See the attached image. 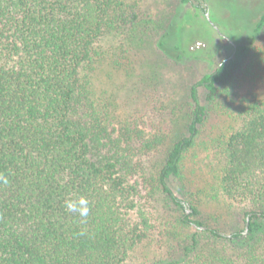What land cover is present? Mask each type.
Returning <instances> with one entry per match:
<instances>
[{
  "label": "trees",
  "instance_id": "obj_1",
  "mask_svg": "<svg viewBox=\"0 0 264 264\" xmlns=\"http://www.w3.org/2000/svg\"><path fill=\"white\" fill-rule=\"evenodd\" d=\"M142 3L0 0V173L9 179L0 184V264H131L136 251L152 247L154 234L171 236L182 258L169 254L153 264H264V252H257L264 247V97L241 99L240 125L220 149L219 188L248 206L242 229L210 224L175 185L209 106L250 55L263 60L264 45L257 44L264 11L246 43L223 37L233 52L190 86L186 103L174 106L175 115L178 107L188 119L186 131L153 135L139 127L138 116L118 113V91L103 85L129 45L145 39ZM173 24L174 18L155 47L182 61L181 46L165 41ZM145 190L148 202L164 196L175 225L147 207ZM79 196L90 202L86 220L64 207ZM221 243L246 253L219 254Z\"/></svg>",
  "mask_w": 264,
  "mask_h": 264
},
{
  "label": "rangeland",
  "instance_id": "obj_2",
  "mask_svg": "<svg viewBox=\"0 0 264 264\" xmlns=\"http://www.w3.org/2000/svg\"><path fill=\"white\" fill-rule=\"evenodd\" d=\"M193 1L201 4V8L180 0H143L139 7L141 25L149 24V28L140 30L147 42L142 39L136 46L129 45L128 53L119 59L120 65L111 68L109 76L104 74V87L118 91V113L128 115L130 119L138 116L139 127L144 132L153 135L167 130L174 132L176 127L178 132L186 131L188 119L180 114L178 107L183 101L186 103L190 86L233 52V44L229 45L223 37L235 44L246 43L264 11V0ZM173 18L174 24L165 41L168 48L176 43L181 46V53L184 54L182 61L155 47L156 40ZM263 45L264 33L257 46L261 48ZM253 55L245 60L219 98L209 106V114L196 145L186 155L183 178L175 184L179 195L193 201L206 221L224 231L242 229L248 208L246 204L233 202L222 193L218 175L222 140L240 125L238 105L241 99L254 95L264 97V54L261 55L263 60L259 61H254ZM128 69L130 72L126 74ZM176 103L177 115L174 114ZM144 195L147 207L161 213L155 214L159 220L163 217L166 224L174 220L175 225L176 212L165 202L163 195L157 193L149 202L148 190L144 191ZM151 237L147 244L152 247L143 246L136 251L131 264H153L160 258L165 262L171 257L169 254L182 258L180 250L173 246L177 242L172 241L171 236L162 239L154 234ZM157 246L161 247L162 255L155 250L159 248ZM216 247L219 254L227 257L238 258L246 253V249L231 243L217 244ZM257 252H264V247L260 245Z\"/></svg>",
  "mask_w": 264,
  "mask_h": 264
},
{
  "label": "clouds",
  "instance_id": "obj_3",
  "mask_svg": "<svg viewBox=\"0 0 264 264\" xmlns=\"http://www.w3.org/2000/svg\"><path fill=\"white\" fill-rule=\"evenodd\" d=\"M9 183L8 176L0 173V184L7 185ZM65 210L69 213L78 214L83 220L90 214V202L85 196H79L76 199H66L64 202Z\"/></svg>",
  "mask_w": 264,
  "mask_h": 264
},
{
  "label": "water",
  "instance_id": "obj_4",
  "mask_svg": "<svg viewBox=\"0 0 264 264\" xmlns=\"http://www.w3.org/2000/svg\"><path fill=\"white\" fill-rule=\"evenodd\" d=\"M219 30V28H217Z\"/></svg>",
  "mask_w": 264,
  "mask_h": 264
}]
</instances>
